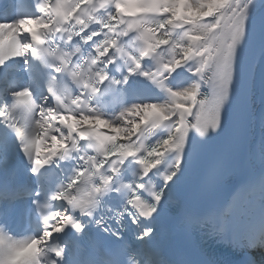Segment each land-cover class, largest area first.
<instances>
[{
  "label": "snow or ice",
  "instance_id": "snow-or-ice-1",
  "mask_svg": "<svg viewBox=\"0 0 264 264\" xmlns=\"http://www.w3.org/2000/svg\"><path fill=\"white\" fill-rule=\"evenodd\" d=\"M9 6L19 11L14 0ZM255 6L256 0H38V14L0 22V68L17 58L29 65L35 59L56 74L51 77L48 95L39 104L30 88L9 92L14 103L0 111V117L11 121L9 126L18 134L34 174L39 175L44 166L72 153L81 162L70 183L46 202H34L42 225L40 234L27 238L13 235L7 213L0 211V264H68V249L54 244L53 237L68 230L82 235L88 223L121 241L119 248L107 252L104 264H122L121 258L130 255L122 235L129 223L138 229L134 237L140 244L131 253V264H169L162 254V243L170 233L162 221L173 204L181 210L179 225L185 237L198 227L210 225L211 235H223L237 247L264 249V232L229 237L224 227H216L222 217L201 215L198 209L185 205L177 192L195 158L189 148L191 132L201 138L209 137L210 132H223L227 106L234 96L239 104L231 137L227 149L210 163L205 186L227 174L232 155L244 143L251 119V80L258 60L250 56L245 61L242 53L254 32ZM0 14H6L2 6ZM180 29H185L180 41H173V34ZM130 33H137L142 42L138 56L120 46L122 38ZM77 40L74 50H65ZM184 40L187 43L181 42ZM161 49H170V58L165 59ZM149 58L156 61L155 70L145 69L143 61ZM118 59H124L127 75L121 81L112 80L114 85H127L129 77L139 75L167 93L169 100L132 104L115 120L104 118L89 100L110 80L107 69ZM191 61H195L192 74L197 81L183 90H173L167 84L171 74ZM58 77L67 78L77 94L72 87L62 86ZM204 85L211 94L202 99ZM16 112L19 120L13 118ZM162 126L169 129L168 139L145 147L146 134ZM80 141H93L96 155L79 154ZM171 153H176L174 163L163 174L162 183L154 186V173ZM257 156L264 163V145ZM129 159L140 166L141 175L134 187L121 186L127 187L129 194L120 211L107 219L104 215L97 218L94 214L100 198L119 191L114 188L119 165ZM20 198L24 197L18 189H0V204ZM58 202L60 207L56 208ZM81 218H87V223ZM93 244L104 247L103 241L94 240ZM177 264L186 261L178 258Z\"/></svg>",
  "mask_w": 264,
  "mask_h": 264
},
{
  "label": "bare ground",
  "instance_id": "bare-ground-1",
  "mask_svg": "<svg viewBox=\"0 0 264 264\" xmlns=\"http://www.w3.org/2000/svg\"><path fill=\"white\" fill-rule=\"evenodd\" d=\"M258 0H256V6H255V8H254V11H256V9L260 6V4H258ZM253 11V12H254ZM185 31V29H180V30H177V32L176 33H174L173 34V36H172V39H173V41H180V37L183 35V32ZM182 43H187V41L186 40H184V41H181ZM259 113V112H258Z\"/></svg>",
  "mask_w": 264,
  "mask_h": 264
}]
</instances>
